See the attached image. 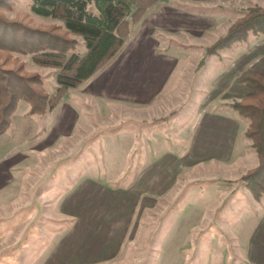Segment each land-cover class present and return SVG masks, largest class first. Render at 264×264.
<instances>
[{"label":"rangeland","instance_id":"374dc122","mask_svg":"<svg viewBox=\"0 0 264 264\" xmlns=\"http://www.w3.org/2000/svg\"><path fill=\"white\" fill-rule=\"evenodd\" d=\"M29 3L16 0L0 15L36 30L60 24L33 15ZM215 11L160 0L132 26L122 49L52 112L29 115V106L17 103L0 137V165L10 175L5 189L0 179V264H264V195L256 200L241 183L251 169L225 181L250 163L243 127L229 163L185 159L201 112L236 115L229 104L249 93L236 78L254 72L249 61L258 53L244 51L264 41L250 35L207 57L242 16ZM164 56L177 60V69L159 95L138 103L135 89L146 82L133 70L140 58L163 65L156 58ZM231 58L238 62L229 65ZM0 68L38 74L49 94L56 89V71L28 56L0 51ZM148 167L150 178L166 183L164 193L158 184L150 196L141 193L148 183L138 175Z\"/></svg>","mask_w":264,"mask_h":264},{"label":"trees","instance_id":"16d2710c","mask_svg":"<svg viewBox=\"0 0 264 264\" xmlns=\"http://www.w3.org/2000/svg\"><path fill=\"white\" fill-rule=\"evenodd\" d=\"M15 1L0 0V13L14 6ZM159 1L30 0L29 11L33 15L60 23L48 30L31 29L0 15V51L8 56H28L35 65L55 70L57 85L49 94L38 74L28 76L20 73L23 70L0 68V137L9 128L19 101L29 106V115L52 112L68 90L92 78L122 49L132 26ZM250 35H264L263 8L246 9L205 55L216 56ZM73 37L81 40L83 54L75 52L77 41ZM235 82L249 93L228 107L246 122L244 137L258 160L257 166L240 180L259 200L264 195V76L245 71Z\"/></svg>","mask_w":264,"mask_h":264},{"label":"crops","instance_id":"0c3cea01","mask_svg":"<svg viewBox=\"0 0 264 264\" xmlns=\"http://www.w3.org/2000/svg\"><path fill=\"white\" fill-rule=\"evenodd\" d=\"M180 1V6L183 8L185 7L186 4L191 6V8L194 7H199L200 9L204 10L205 7L207 9H215V17H221V16H227V14L231 13H238V14H243L246 9L250 7H260L264 8V0H179ZM190 8V7H189ZM183 10V9H182ZM184 11V10H183ZM185 12V11H184ZM187 16H195L191 13H185ZM201 15V14H200ZM205 16V15H203ZM199 19L205 21V18H202L201 16ZM213 22H217L220 24V20L215 19ZM262 37V36H261ZM246 43V42H244ZM246 46V45H245ZM245 49L247 48L244 47ZM254 51H258L257 55L252 57L253 63L251 64V60L249 61V69L253 66H255V70H253L256 73L264 75V41H261L258 45H255L252 48H247L244 51V55H252ZM205 55V53H204ZM159 57L156 58L160 62L163 63V65L156 64L155 59H152L148 62L141 63L144 61V59L140 58V65L138 68L133 70L132 75L135 76L136 74H143L144 80L146 83H140L138 86V92L135 89V97L137 98V102L140 104H143L147 102L148 100H153L159 93L163 90L164 86L167 84V82L170 80V76L175 72L178 66V61L177 60H171L169 58L171 57ZM211 57V56H208ZM208 59V58H207ZM201 61V60H200ZM207 61V60H206ZM205 61V62H206ZM238 60L231 58V61H229V65H234ZM144 67V69H143ZM229 67V66H228ZM226 68L223 70L224 73L227 71L229 72L230 68ZM180 70H182L180 68ZM223 74H219L216 77H220ZM146 76L147 79L145 78ZM151 83L153 80L152 84L154 88L150 89V85L148 83ZM146 84V85H145ZM156 85V86H155ZM212 86H214V83H211ZM235 85V84H234ZM147 87V88H146ZM185 87V91L187 89V86ZM234 89L237 88L239 92H244L245 89L239 88L241 86L235 85L232 86ZM150 90H149V89ZM213 89V88H212ZM187 94V93H186ZM153 98V99H151ZM230 109V108H229ZM232 110V109H231ZM235 112V111H234ZM243 127L242 129V135L244 137V129L246 128V122L242 120L236 113V115H229L227 113H221L217 109H211V110H206L201 112V116L199 117L198 123L195 128V133L192 134L191 136V141L192 143H189L187 152L185 154V159L188 165H194V164H199L202 162L206 161H216V162H221L224 164H227L231 161V157L233 154V147H234V142H235V137L237 134V131ZM245 138V137H244ZM246 139V138H245ZM247 140V139H246ZM245 149L247 150V153H250V163L247 165V167L243 168L242 172L234 173V175L231 177H228L226 182L234 181L237 180L238 177L241 176L242 173L246 172L248 169H253L257 166V163L255 165V158L254 156H251V150L250 143L244 145ZM250 151H249V150ZM249 151V152H248ZM7 164H1L0 165V179H3L4 182V189L6 188V184L9 183V172L8 168H6ZM142 170V169H141ZM149 170V171H148ZM151 168H147L144 171H147V173L142 174L144 171H140L138 177L142 178L145 177L147 178V187L145 188L144 191H141L142 194H147L151 195L153 194L152 192L156 191V185H160L159 189L160 191H163V186L161 185L159 180V175H153L152 178H150ZM165 171H171L168 167H164ZM153 173V172H152ZM149 175V176H147ZM158 176V177H157ZM158 178V179H157ZM1 181V180H0ZM165 181V180H163ZM162 181V182H163ZM153 186V188H152ZM1 187V185H0ZM151 188V189H150ZM94 189V188H93ZM99 191V190H98ZM99 192L95 194V198H97ZM264 197V196H263ZM262 197V198H263ZM264 199V198H263ZM144 200H150L151 202L155 203L152 199H144ZM154 205V204H153ZM152 205V206H153ZM1 206V205H0ZM100 212H96L95 216L93 217V220H98L100 218ZM101 219V218H100ZM96 230V229H95ZM81 230H79V235H80ZM64 260L66 258H63ZM50 264H61L60 262H50Z\"/></svg>","mask_w":264,"mask_h":264}]
</instances>
